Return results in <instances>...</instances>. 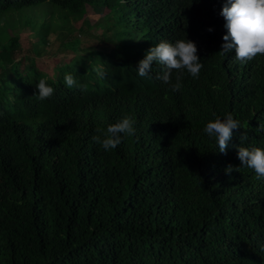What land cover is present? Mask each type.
Returning a JSON list of instances; mask_svg holds the SVG:
<instances>
[{"label": "trees", "instance_id": "1", "mask_svg": "<svg viewBox=\"0 0 264 264\" xmlns=\"http://www.w3.org/2000/svg\"><path fill=\"white\" fill-rule=\"evenodd\" d=\"M223 3L0 0V264H264V181L234 147H264V55L221 52ZM87 5L107 12L80 46L86 32L73 35V23ZM18 26L36 54L53 29L75 56L51 76L27 70L14 59ZM184 37L197 78L185 72L173 91L155 79L159 65L136 75L151 45ZM41 79L54 89L43 100ZM229 112L241 128L220 152L203 127ZM124 115L135 134L105 152L93 137Z\"/></svg>", "mask_w": 264, "mask_h": 264}, {"label": "clouds", "instance_id": "2", "mask_svg": "<svg viewBox=\"0 0 264 264\" xmlns=\"http://www.w3.org/2000/svg\"><path fill=\"white\" fill-rule=\"evenodd\" d=\"M219 15L223 17V27L226 29L222 36L221 52L226 56L232 55L240 63H246L257 55H264V0H224ZM208 30L212 31V28L209 27ZM154 64L160 66L155 79L173 91L181 88V77L185 72L197 78L203 67L197 55L195 42L186 37L175 41L161 40L151 45L143 57L136 62V75L149 76ZM93 72L97 79H103L106 75L102 63L97 64ZM63 82L68 88L76 86V81L70 73L63 76ZM35 89L37 91L34 95L39 100L50 97L54 91L44 79L35 84ZM238 127L241 128L240 122L231 112L224 114L223 117L214 114V119L205 123L203 132L214 139L218 151L224 152L233 136V130ZM135 132V120L124 115L115 122L107 124L101 136H94L93 140L107 152ZM247 138V133L241 132L239 140L243 142ZM234 147L240 165L252 169L257 178L264 181V147L243 144ZM232 170L231 165L224 169L226 173Z\"/></svg>", "mask_w": 264, "mask_h": 264}, {"label": "rangeland", "instance_id": "3", "mask_svg": "<svg viewBox=\"0 0 264 264\" xmlns=\"http://www.w3.org/2000/svg\"><path fill=\"white\" fill-rule=\"evenodd\" d=\"M107 12V8H95L86 6L85 15L77 22L73 23V26L76 31H73L72 34L78 36L77 28L84 29L86 33H81L79 38H87L83 41L80 46H84L88 44L90 41L93 40L92 35H98L101 33L100 26H93L95 22L100 19V17ZM16 17V16H15ZM84 19V20H83ZM83 21V24H82ZM86 21V22H84ZM82 24V25H81ZM81 27L79 28V26ZM8 31V30H7ZM48 33V42L44 45L43 49L36 54L32 50L31 42L34 40L31 37L32 30L28 26H18L14 31L15 34H18L17 38V45L15 46L14 51V59H20L21 65H25L27 70L36 69L39 72H44L45 75L51 76L55 74V67L60 65L63 62L70 63V60L73 59L72 57L75 56V52L73 51H66L64 48L65 45H62L61 40H65V36H62L61 39L59 38V34H57L53 29L49 30ZM11 31L9 30V34ZM37 31H34V33ZM13 34V33H12ZM68 34V31L65 33ZM85 35V36H84ZM38 41L41 39L37 36ZM79 46V47H80ZM76 52L80 51L81 47ZM32 61L33 64H30L29 61ZM22 66V67H23Z\"/></svg>", "mask_w": 264, "mask_h": 264}]
</instances>
